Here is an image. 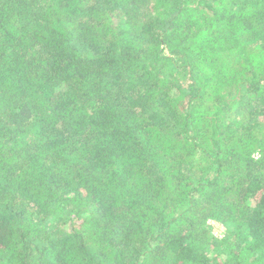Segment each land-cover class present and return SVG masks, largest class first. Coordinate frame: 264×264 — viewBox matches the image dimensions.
<instances>
[{"label":"trees","instance_id":"16d2710c","mask_svg":"<svg viewBox=\"0 0 264 264\" xmlns=\"http://www.w3.org/2000/svg\"><path fill=\"white\" fill-rule=\"evenodd\" d=\"M0 264H264V0H0Z\"/></svg>","mask_w":264,"mask_h":264},{"label":"built area","instance_id":"2783aa9c","mask_svg":"<svg viewBox=\"0 0 264 264\" xmlns=\"http://www.w3.org/2000/svg\"><path fill=\"white\" fill-rule=\"evenodd\" d=\"M210 224H212L213 228L216 227V230L219 229L220 232H218V236L222 235V232H224V228L221 224L216 223V222H210Z\"/></svg>","mask_w":264,"mask_h":264},{"label":"rangeland","instance_id":"374dc122","mask_svg":"<svg viewBox=\"0 0 264 264\" xmlns=\"http://www.w3.org/2000/svg\"><path fill=\"white\" fill-rule=\"evenodd\" d=\"M214 228H215L214 233L218 235V232H220L219 229L216 230V227H214Z\"/></svg>","mask_w":264,"mask_h":264}]
</instances>
